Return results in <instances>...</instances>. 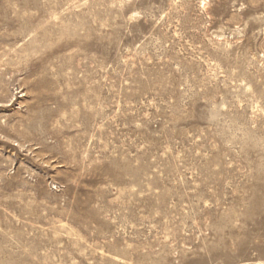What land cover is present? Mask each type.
Here are the masks:
<instances>
[{
  "label": "rangeland",
  "instance_id": "374dc122",
  "mask_svg": "<svg viewBox=\"0 0 264 264\" xmlns=\"http://www.w3.org/2000/svg\"><path fill=\"white\" fill-rule=\"evenodd\" d=\"M0 264H264V0H0Z\"/></svg>",
  "mask_w": 264,
  "mask_h": 264
}]
</instances>
